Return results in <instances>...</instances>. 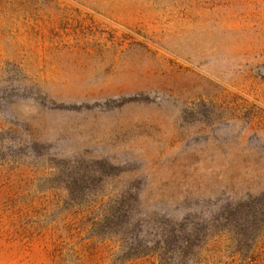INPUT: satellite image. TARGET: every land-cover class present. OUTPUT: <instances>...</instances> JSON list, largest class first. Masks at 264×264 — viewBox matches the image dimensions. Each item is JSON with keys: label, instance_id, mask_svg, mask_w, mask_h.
Masks as SVG:
<instances>
[{"label": "rangeland", "instance_id": "rangeland-1", "mask_svg": "<svg viewBox=\"0 0 264 264\" xmlns=\"http://www.w3.org/2000/svg\"><path fill=\"white\" fill-rule=\"evenodd\" d=\"M0 264H264V0H0Z\"/></svg>", "mask_w": 264, "mask_h": 264}]
</instances>
